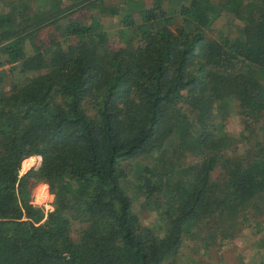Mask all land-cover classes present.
Returning a JSON list of instances; mask_svg holds the SVG:
<instances>
[{
    "label": "trees",
    "instance_id": "1",
    "mask_svg": "<svg viewBox=\"0 0 264 264\" xmlns=\"http://www.w3.org/2000/svg\"><path fill=\"white\" fill-rule=\"evenodd\" d=\"M22 1L0 0V52L36 73L0 91V264H164L184 238L204 250L264 217V0H152L121 15L117 48L99 46L97 22L71 17L103 0H43L36 13ZM220 10L240 22L236 37L210 35ZM62 20L75 42L34 41L24 55L26 39ZM232 110L240 152L224 131ZM129 161L156 228L133 210ZM38 183L54 196L45 216Z\"/></svg>",
    "mask_w": 264,
    "mask_h": 264
},
{
    "label": "rangeland",
    "instance_id": "2",
    "mask_svg": "<svg viewBox=\"0 0 264 264\" xmlns=\"http://www.w3.org/2000/svg\"><path fill=\"white\" fill-rule=\"evenodd\" d=\"M81 1V0H79ZM152 0H103L99 7L89 6L84 8V2L79 8L74 10L71 17H74L84 25H92V22H97V26L92 29V36H96L97 32L106 33L107 40L100 39L99 46L108 44L111 48H117L123 43L122 33L119 30L123 29L121 22V15L131 10H137L150 5ZM162 5L166 9H173L176 0H161ZM29 4L30 12H40L46 6L43 0H23ZM70 3V0H59L58 9H63ZM78 3V0H77ZM45 4V5H43ZM67 4V5H66ZM83 7V8H82ZM47 9V8H45ZM8 7L0 5V13H6ZM97 10V11H96ZM107 11H116L118 14H109ZM94 17V19H92ZM67 22L64 20L58 22L57 25L42 28L34 38H28L25 42L24 55L29 56L34 50L38 42H45L44 49L51 45V40L56 43H61L64 48L68 44L75 42L76 39H66L60 36L58 27H65ZM240 22L232 17V15L225 10H220L212 23L211 36H223L227 38L236 37L238 34V26ZM126 32V31H124ZM7 42H2L1 47ZM6 53L0 52V91L6 92L10 87L19 88L28 82L36 73H21L18 66L9 65L5 62ZM225 132L230 136V145H235L237 151L240 152L245 144L241 136V124L239 116L236 111L232 110L223 121ZM260 129L252 132L251 136H255ZM264 131V130H263ZM241 140V141H240ZM39 161L34 158V162L30 164L20 165L18 176L23 175L31 168L37 167ZM134 161L126 162L123 166V173L125 180H127V191L132 200L133 210L136 212L139 221L142 225L151 228H156L159 223L157 214L152 210L143 206V195L140 191L131 186L136 183L137 173ZM54 196L49 193L46 184L38 183L32 191V204L40 207L45 216L48 212L53 210ZM77 224L72 226L71 238H76ZM177 257L173 262H166L164 264H264V217H248L238 230H234L232 237L223 240L221 243L216 242L213 245H208L202 250L201 246L197 247L194 241H187L183 239V244L179 247Z\"/></svg>",
    "mask_w": 264,
    "mask_h": 264
},
{
    "label": "crops",
    "instance_id": "3",
    "mask_svg": "<svg viewBox=\"0 0 264 264\" xmlns=\"http://www.w3.org/2000/svg\"><path fill=\"white\" fill-rule=\"evenodd\" d=\"M41 10V9H40Z\"/></svg>",
    "mask_w": 264,
    "mask_h": 264
}]
</instances>
